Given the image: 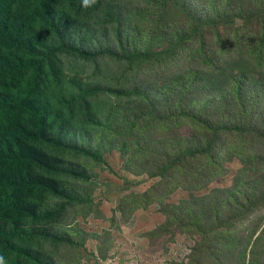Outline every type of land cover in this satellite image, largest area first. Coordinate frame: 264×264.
<instances>
[{"label": "rangeland", "instance_id": "374dc122", "mask_svg": "<svg viewBox=\"0 0 264 264\" xmlns=\"http://www.w3.org/2000/svg\"><path fill=\"white\" fill-rule=\"evenodd\" d=\"M34 25L13 93L55 181L0 222L4 264H264V0H60Z\"/></svg>", "mask_w": 264, "mask_h": 264}, {"label": "trees", "instance_id": "16d2710c", "mask_svg": "<svg viewBox=\"0 0 264 264\" xmlns=\"http://www.w3.org/2000/svg\"><path fill=\"white\" fill-rule=\"evenodd\" d=\"M59 1L0 0V222H21L27 215H37L38 205L29 201L31 194L37 185L55 181L32 174L37 167L46 168L49 155L31 144L22 131L23 118L38 115L41 101L31 94L15 95L13 88L29 69L17 53L34 47L36 19ZM46 105L43 121L50 113V103Z\"/></svg>", "mask_w": 264, "mask_h": 264}, {"label": "clouds", "instance_id": "9594fccd", "mask_svg": "<svg viewBox=\"0 0 264 264\" xmlns=\"http://www.w3.org/2000/svg\"><path fill=\"white\" fill-rule=\"evenodd\" d=\"M94 3L95 0H82L83 7L85 8L90 7ZM0 264H4L3 257H0Z\"/></svg>", "mask_w": 264, "mask_h": 264}]
</instances>
